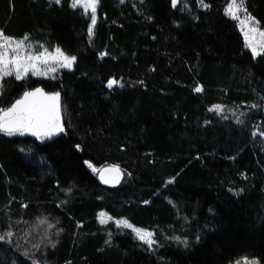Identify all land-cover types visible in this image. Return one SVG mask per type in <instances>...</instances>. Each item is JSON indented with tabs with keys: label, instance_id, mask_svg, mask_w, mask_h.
Listing matches in <instances>:
<instances>
[{
	"label": "trees",
	"instance_id": "trees-1",
	"mask_svg": "<svg viewBox=\"0 0 264 264\" xmlns=\"http://www.w3.org/2000/svg\"><path fill=\"white\" fill-rule=\"evenodd\" d=\"M71 3L0 0L5 35L76 57L55 79L2 82L4 109L58 92L65 130L44 143L0 133V234H14L0 264H264V53L245 46L229 0H99L92 36ZM246 7L264 31V0ZM89 164L119 166L122 185Z\"/></svg>",
	"mask_w": 264,
	"mask_h": 264
},
{
	"label": "snow or ice",
	"instance_id": "snow-or-ice-1",
	"mask_svg": "<svg viewBox=\"0 0 264 264\" xmlns=\"http://www.w3.org/2000/svg\"><path fill=\"white\" fill-rule=\"evenodd\" d=\"M57 3L60 0H56ZM173 6H175L178 0H172ZM203 7H209L210 5L204 3V0H200ZM99 0H72L71 7H80L87 14L90 13L92 26L96 23V12ZM225 15L238 22L240 30L243 33L245 46L248 47L254 56L260 55L264 52V31H259L258 22L247 12L244 7V0H229L225 8ZM243 12L244 16L241 17L240 13ZM91 32L92 29L90 28ZM257 36L259 39H257ZM28 40L27 35L22 39H15L13 37L4 34L0 29V81H3L4 77L14 75L17 80H23L30 72L34 75H47L49 71L55 72L54 67H41V65L48 66L49 60H59L61 67H71L76 61L75 56L66 55L60 48H56V55L44 49L41 52L33 54L31 51L32 46L26 45L25 41ZM12 53L10 55L9 53ZM118 81L110 80L108 87L116 85ZM3 85L0 83V90ZM202 87H197L195 91H202ZM2 94V93H0ZM255 107V105H253ZM211 111L223 112V108L220 105H215ZM239 122V121H238ZM64 126L60 119V94L45 93L43 89L36 88L33 91H27L23 96L15 100L7 109L0 108V133H4L8 136L31 134L33 136L44 138H51L54 135H58L63 132ZM79 147V146H77ZM89 167L93 168V171H100L96 169L92 164ZM104 171H112L116 173L115 181L120 178V169L117 165H112L111 168ZM101 179L105 183H109V180L104 179L101 174ZM171 182V181H170ZM27 207V205H23ZM105 213H100L103 217ZM48 221L42 220L41 223H47ZM105 221L101 219V223ZM120 223V222H118ZM127 227L132 228L135 231L137 238L144 243L151 246L155 241L152 239L154 233L152 231L135 228L127 220L122 221ZM27 234V233H26ZM12 231H7L4 234H0V240L7 239L11 242L13 237ZM179 240V237H176ZM186 243V242H185ZM236 264H241V261H237ZM243 264H259L256 259L244 258Z\"/></svg>",
	"mask_w": 264,
	"mask_h": 264
},
{
	"label": "rangeland",
	"instance_id": "rangeland-1",
	"mask_svg": "<svg viewBox=\"0 0 264 264\" xmlns=\"http://www.w3.org/2000/svg\"><path fill=\"white\" fill-rule=\"evenodd\" d=\"M244 7L247 9V7H246V0H244ZM73 8V7H72ZM74 10H77V9H82V8H80V7H77V8H73ZM83 10V9H82ZM98 11H99V4H98V6H97V12H96V23H95V26L93 27L92 26V23L90 24V27H89V29L91 28L92 29V31L90 32L89 31V35H93L94 34V31H95V27H96V25H97V22H98ZM247 12L249 13V11H248V9H247ZM84 14L90 19V21H91V18H90V13H85L84 12ZM250 14V13H249ZM240 15H241V17L243 18V16H244V13L243 12H241L240 13ZM250 16L251 17H253L251 14H250ZM254 18V17H253ZM254 20L256 21V22H258L255 18H254ZM236 21V20H235ZM237 22V21H236ZM238 23V22H237ZM238 26H239V24H238ZM239 28H240V26H239ZM258 28H259V31H263V29L261 28V26H260V24H259V22H258ZM241 31V30H240ZM242 33V32H241ZM242 35H243V33H242ZM244 37V36H243ZM257 39H259V37L257 36ZM25 43H26V45H31L32 46V48H31V51L33 52V54H36L37 53V51H36V49H35V46L33 45V44H31L30 43V41H29V39L27 40V41H25ZM56 50V49H55ZM55 50H53V51H48L49 53H51L53 56H55L56 55V51ZM43 51V50H42ZM41 52V51H40ZM252 52V51H251ZM264 52H262L260 55H262ZM10 55H12V53L10 52L9 53ZM260 55H258V56H255V57H259ZM76 62V61H75ZM75 62H74V64L69 68V67H61L60 66V61L59 60H49V65L48 66H45V65H41V67H54L55 69H56V71L55 72H51V71H49L48 72V74L47 75H34V74H32L31 72L23 79V80H18V81H24V80H26V79H29V78H32V79H37V80H51V79H55L56 77H57V75L62 71V70H71V69H73V67H74V65H75ZM8 77H15L14 75H12V76H7V77H4V79L5 78H8ZM3 79V80H4ZM3 81H0V83H2ZM31 91H33V90H31ZM2 92V90H0V93ZM45 92V91H44ZM45 93H47V92H45ZM50 94V93H49ZM23 96V95H22ZM21 96V97H22ZM20 97V98H21ZM60 119H61V123L63 124V126H64V123H63V119H64V114H63V108H62V105H61V101H60ZM64 132V131H63ZM63 132H61V133H59L58 135H54V136H52L51 138H44V139H41L40 137H37V136H33V135H31V134H25V135H15V136H10V137H32V138H35V139H37L39 142H42V143H44V142H47V141H49V140H51V139H53V138H55V137H57V136H59L60 134H62ZM4 134V133H3ZM94 172H96V173H99V171H94ZM106 214V213H105ZM101 219H103L105 222L104 223H101ZM122 221H124V219H113L111 216H109L108 214H106V215H104L103 217H101L100 215H99V222H100V224H102V225H104V226H106V225H109V224H114L118 229H122V230H127V231H130L136 238H137V235H136V233H135V231H133V229L132 228H129V227H127L124 223H122ZM128 221V220H127ZM118 222H120V223H118ZM129 222V221H128ZM130 223V222H129ZM131 224V223H130ZM134 226V225H133ZM135 227V226H134ZM135 228H137V227H135ZM138 239V238H137ZM152 239L155 241V239H154V236L152 237ZM139 240V239H138ZM140 242H142L143 244H146V243H144L143 241H141V240H139ZM157 243H156V241H155V243H153L150 247L151 248H153L154 247V245H156ZM146 245H148V244H146ZM149 246V245H148ZM251 260V259H250ZM241 261V264H243V261H244V259L243 260H240ZM234 264H236V263H234Z\"/></svg>",
	"mask_w": 264,
	"mask_h": 264
},
{
	"label": "water",
	"instance_id": "water-1",
	"mask_svg": "<svg viewBox=\"0 0 264 264\" xmlns=\"http://www.w3.org/2000/svg\"><path fill=\"white\" fill-rule=\"evenodd\" d=\"M111 168V166H108V167H105V168H102L99 173H98V180L99 182L107 187V188H110V189H115V188H118L122 185L123 181H124V172L121 168L120 169V178L118 181H115V177H116V173L115 172H112V171H104L105 169H109ZM101 174H103L104 176V179L106 180H109L110 182L109 183H105L104 180L101 179Z\"/></svg>",
	"mask_w": 264,
	"mask_h": 264
}]
</instances>
